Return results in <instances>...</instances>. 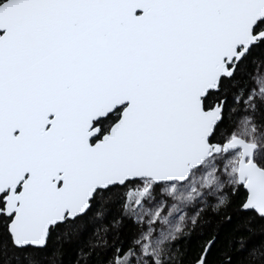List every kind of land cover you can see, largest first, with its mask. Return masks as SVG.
I'll return each instance as SVG.
<instances>
[{
	"label": "snow or ice",
	"instance_id": "obj_1",
	"mask_svg": "<svg viewBox=\"0 0 264 264\" xmlns=\"http://www.w3.org/2000/svg\"><path fill=\"white\" fill-rule=\"evenodd\" d=\"M0 264H264V0H0Z\"/></svg>",
	"mask_w": 264,
	"mask_h": 264
}]
</instances>
